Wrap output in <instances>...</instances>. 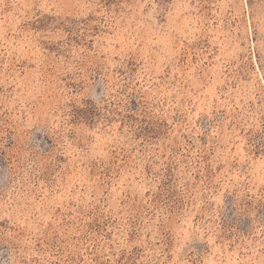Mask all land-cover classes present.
<instances>
[{"label":"clouds","instance_id":"clouds-1","mask_svg":"<svg viewBox=\"0 0 264 264\" xmlns=\"http://www.w3.org/2000/svg\"><path fill=\"white\" fill-rule=\"evenodd\" d=\"M0 254L264 264V0H0Z\"/></svg>","mask_w":264,"mask_h":264},{"label":"rangeland","instance_id":"rangeland-1","mask_svg":"<svg viewBox=\"0 0 264 264\" xmlns=\"http://www.w3.org/2000/svg\"><path fill=\"white\" fill-rule=\"evenodd\" d=\"M39 138V137H38ZM44 140L47 141L48 145H52L53 144V140L51 138V136H48V135H45L44 136ZM93 227H96V228H99L100 226L99 225H96L94 224ZM169 244H170V241H169ZM201 246L197 245V246H194L193 247V251L192 252H189V255H192L194 252H196ZM3 258V255L0 254V259Z\"/></svg>","mask_w":264,"mask_h":264}]
</instances>
